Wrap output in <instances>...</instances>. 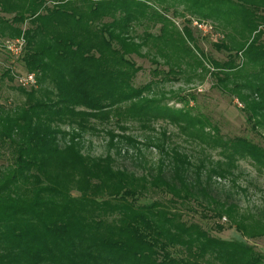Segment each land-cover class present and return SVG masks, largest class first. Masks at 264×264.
<instances>
[{
	"label": "trees",
	"instance_id": "1",
	"mask_svg": "<svg viewBox=\"0 0 264 264\" xmlns=\"http://www.w3.org/2000/svg\"><path fill=\"white\" fill-rule=\"evenodd\" d=\"M187 15L180 30L174 17ZM194 19L213 23V48L227 60L204 54ZM0 38L25 41L20 62L36 78L20 87L21 103L0 105V264H264L246 240L264 238V211L244 212L213 183L235 176L242 160L264 172V148L163 105L164 94H152L161 83L134 84V57L156 65L163 83L210 75L253 131L264 130V0H0ZM159 120L221 159L208 168L168 146L166 131L144 143L128 134ZM101 132L110 151L86 154L85 134ZM146 147L162 153L157 165L146 167ZM131 148L142 172L119 164ZM192 204L213 227L185 220ZM231 228L239 239L212 233Z\"/></svg>",
	"mask_w": 264,
	"mask_h": 264
},
{
	"label": "rangeland",
	"instance_id": "2",
	"mask_svg": "<svg viewBox=\"0 0 264 264\" xmlns=\"http://www.w3.org/2000/svg\"><path fill=\"white\" fill-rule=\"evenodd\" d=\"M170 16L173 17V12H170ZM5 17L11 18L8 15H5ZM189 18V15L186 18L174 17V23L182 30L187 25L186 19ZM199 25L202 26V29ZM210 26H213L211 21L205 23L194 19L190 28L198 38V46L207 57L225 61L227 60V54L218 52L213 48L214 42H217L221 35L210 29ZM27 27L28 24L23 25L24 29ZM24 46L25 41L23 39L9 40L0 38V105L14 106L21 103L24 100V95L20 87L30 89L31 86L35 85V76L28 75L20 62V57L24 53ZM134 59L142 67V71L137 74L134 81L136 87H142L151 82L161 83L154 87L152 94H157L158 98L164 94L163 105H168L173 109L189 108L194 115L206 116L212 125L217 126L224 137H247L264 148V130L259 133L253 131L252 125L247 122V118L242 111L243 105L240 104L238 99L220 91L214 85V80L210 75L205 76L204 80L192 78L191 81H187V77H180L178 81L163 83L161 82L163 76L153 75V70L157 68L156 65L137 57H134ZM161 69L167 71L168 67L163 65ZM8 70H10L13 80L5 75ZM152 94L150 97L153 96ZM182 98L189 100L187 104L184 105L182 103ZM110 127L115 129L117 133L120 132L115 126H101L100 129ZM153 127L154 131H151L141 129L139 125L132 124L128 134L135 136L140 142L144 143L153 138H161V133L166 131L169 135L168 146L177 147L183 153L196 159H203L208 163V168L210 167V162L215 163L221 159L218 150L209 149L206 154L203 153L200 147L188 140L187 136L181 133L176 126L164 120H159L153 124ZM108 142L109 136L103 132L85 134L84 151L92 156H105L110 151ZM134 152L131 148L127 158H125L123 152L118 157L119 164L126 166L130 170L142 172L143 168L139 166V163L143 166L146 163V167L155 166L163 157L162 153L155 147H146L143 148L144 163V161L136 160L137 157H135ZM111 153L116 155V150H111ZM237 166L238 169L234 171L235 176L226 180L214 178V186L220 190L224 197L232 196L244 212L258 214L260 211H264V172L258 170V167L249 160L239 161ZM161 199H163V196L160 194H150L147 197V201ZM183 212L185 220L189 222L199 223L206 229L214 226L213 221L205 220L202 217V209L194 204L184 209ZM221 223L227 225L225 220ZM212 233L227 240L240 238L236 228L226 229L222 232L215 229ZM246 240L250 245L255 246L257 252L264 254V238Z\"/></svg>",
	"mask_w": 264,
	"mask_h": 264
}]
</instances>
